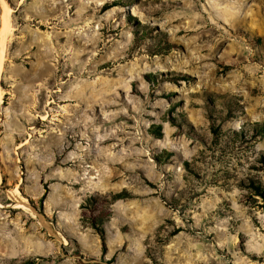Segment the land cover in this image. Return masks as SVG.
I'll return each mask as SVG.
<instances>
[{"label":"rangeland","instance_id":"obj_1","mask_svg":"<svg viewBox=\"0 0 264 264\" xmlns=\"http://www.w3.org/2000/svg\"><path fill=\"white\" fill-rule=\"evenodd\" d=\"M5 2L0 264H264V0Z\"/></svg>","mask_w":264,"mask_h":264},{"label":"bare ground","instance_id":"obj_2","mask_svg":"<svg viewBox=\"0 0 264 264\" xmlns=\"http://www.w3.org/2000/svg\"><path fill=\"white\" fill-rule=\"evenodd\" d=\"M2 6H3V13H2V27H1V33H0V82L2 80L3 73L5 71V61H6V56H7V47L8 43L14 34V27L11 21V15L13 10L6 4L5 0H2ZM4 92L1 84H0V108L3 105V96ZM57 93V92H56ZM55 103L54 101L50 102V105ZM45 121L50 120V116L46 115L43 117ZM0 181H1V176H0ZM15 197V196H14ZM23 198V197H21ZM17 201L19 202L14 206V208L17 209H23L27 210V207L16 197ZM25 200V199H24ZM26 202V201H25ZM0 207H2V204L0 203ZM30 211V210H29Z\"/></svg>","mask_w":264,"mask_h":264},{"label":"trees","instance_id":"obj_3","mask_svg":"<svg viewBox=\"0 0 264 264\" xmlns=\"http://www.w3.org/2000/svg\"><path fill=\"white\" fill-rule=\"evenodd\" d=\"M253 131L256 132L257 134H264V123L263 124H255L252 126ZM259 162L262 165V169H264V155H262L259 159ZM249 191H251V195L252 196H257L262 200V206H264V184L257 179H250L249 180V184L246 186ZM124 196L123 195H116L114 197L115 200H120L123 199ZM103 223L101 222L102 226ZM96 221L93 222V227L99 232V234L101 235V237L104 239V229L102 227H100Z\"/></svg>","mask_w":264,"mask_h":264},{"label":"crops","instance_id":"obj_4","mask_svg":"<svg viewBox=\"0 0 264 264\" xmlns=\"http://www.w3.org/2000/svg\"><path fill=\"white\" fill-rule=\"evenodd\" d=\"M61 112H62V110H61ZM44 122H48V121H44ZM27 143V141L25 142V144Z\"/></svg>","mask_w":264,"mask_h":264}]
</instances>
